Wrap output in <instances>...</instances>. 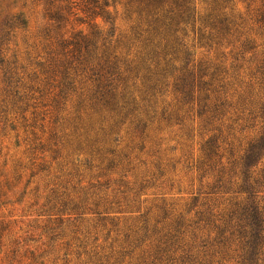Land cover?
<instances>
[{"label":"trees","instance_id":"obj_1","mask_svg":"<svg viewBox=\"0 0 264 264\" xmlns=\"http://www.w3.org/2000/svg\"><path fill=\"white\" fill-rule=\"evenodd\" d=\"M17 1L2 0L5 10ZM31 1L42 21L32 39L24 35L26 64L16 51L6 56L12 37L28 27L24 11H8L0 23V67L13 104L35 107L37 118L74 100L79 144L109 166L120 161L114 134L122 125L144 133L153 122L197 115L219 131L201 143L196 165L213 175L211 188L156 221L165 232L155 263L264 264V39L262 57L241 72L258 46L255 25L264 36V2L241 10L236 0ZM119 14L129 25L122 43L112 26ZM191 34L216 56L192 57ZM222 125L232 136L227 143H219ZM236 131L242 142L235 143ZM149 219L138 216V230L148 231Z\"/></svg>","mask_w":264,"mask_h":264},{"label":"rangeland","instance_id":"obj_2","mask_svg":"<svg viewBox=\"0 0 264 264\" xmlns=\"http://www.w3.org/2000/svg\"><path fill=\"white\" fill-rule=\"evenodd\" d=\"M236 1L241 10L248 3L256 7L264 2ZM2 3L0 23L8 11L23 10L28 20L27 29L17 31L6 51L7 57L18 52L19 63L26 64L30 46L24 35L35 34L41 7L18 0L5 10ZM112 26L114 38L126 41L128 20L119 14ZM252 33L258 46L245 54V73L262 57V28L255 25ZM189 43L196 60L216 56L208 46L195 43L193 34ZM231 58L224 63L229 68ZM25 77L23 85L28 83ZM7 95L0 67V264H156L158 239L165 230L154 225L166 210L177 214L211 188L213 175L196 165L201 143L219 131L204 127L197 115L181 122H153L144 133L122 125L114 134L120 161L109 166L107 158L79 144L74 100L36 118L35 107L22 111V104H13ZM221 130L219 143H227L232 138L228 127ZM235 133V143L242 142V134ZM141 214L150 218L148 231L137 228ZM180 253L175 255L179 263Z\"/></svg>","mask_w":264,"mask_h":264}]
</instances>
